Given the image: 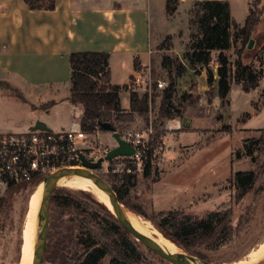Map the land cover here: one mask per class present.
<instances>
[{
    "label": "rangeland",
    "instance_id": "obj_1",
    "mask_svg": "<svg viewBox=\"0 0 264 264\" xmlns=\"http://www.w3.org/2000/svg\"><path fill=\"white\" fill-rule=\"evenodd\" d=\"M250 3L254 17L260 16L259 22L247 41L239 38L224 54L231 70L235 69L238 59L260 70L262 76L257 87L244 92L241 84L232 83L228 97L221 101L216 83L219 64L217 53H213L209 67L203 70L205 76L185 73L177 80V100L173 103L180 114L172 112L168 120L179 117L182 123L189 121L187 127L181 128V133L166 135L167 131L162 129L165 120L158 118L160 96L154 100L150 122L155 119L156 131L148 139L149 148L155 147L150 176L143 177L141 167L130 175L115 174L116 178L111 177L112 173L95 172L114 184V179L129 177L123 187L127 193L122 209L147 223L150 230L154 229L167 241L154 225L160 222L159 214L176 212L200 219L210 212L226 213V222L212 236L182 239L187 249L207 259L203 261L220 264H251V257L264 243V0ZM242 13V10L236 13L238 23L244 21L240 18ZM185 14L174 17V14L152 9L151 43L160 50L154 53L153 64L160 63L162 50L169 52L166 54L172 59L177 58L175 52H179L184 59L190 35L189 14ZM207 70L213 75L210 86L206 83ZM168 72V69L157 68L155 81L166 84ZM170 72L173 74L174 69ZM198 74L199 70L194 73ZM67 89V84L31 88L0 76V133H27L28 123L37 120L52 132L66 129L70 122H80L81 108L68 101ZM121 91L130 92L127 85ZM121 102L128 107L126 95ZM148 126L141 121L120 132L141 131ZM99 140L108 148L115 145L110 132L103 131ZM248 171L255 174V183L240 196L233 177L237 172ZM40 184L16 185L18 191L11 208L0 218V264H19L29 200ZM55 189L69 193L73 206L58 208L51 204L42 264H79L85 253L94 247L108 250L98 263L108 264L119 251L128 249L131 235L121 226H115L89 198L79 193L86 192L97 200L90 192L60 185ZM7 190L0 185V198L5 197ZM164 230L173 232L168 227ZM136 245L140 264H169L140 243ZM191 257L201 260L194 255Z\"/></svg>",
    "mask_w": 264,
    "mask_h": 264
},
{
    "label": "trees",
    "instance_id": "obj_2",
    "mask_svg": "<svg viewBox=\"0 0 264 264\" xmlns=\"http://www.w3.org/2000/svg\"><path fill=\"white\" fill-rule=\"evenodd\" d=\"M30 10H53L55 0H23ZM177 0H166L165 11L171 15L176 11ZM189 20V46L184 52V60L188 68L198 72V68L207 69L211 62L213 53H217V94L221 101H224L230 92L232 83L241 84L244 92H249L257 87L258 80L262 72L254 68L251 64H243L239 59L235 63V69L231 70L228 65L225 52L229 50L240 38L247 41L253 29L260 20V16L254 17L252 5L249 4V13L242 25L237 24L230 16L229 4L221 1H198L194 2L188 11ZM108 54L102 52H74L69 56V92L68 101L79 106L82 111L80 126L85 131H90L100 123H109L115 131L120 132L127 129L130 124L135 123V117L148 126L152 111L154 110V100L160 96L158 108V118L168 120L172 112L180 114L179 108L174 106L177 100V80L186 72L187 68L178 58H171L168 54H162L160 63L152 64V78L155 81L157 68L168 69L169 78L162 89H157L156 84L152 86L151 94H139L134 91L129 92V107L123 110L120 104V87L110 84V72L108 68ZM153 66H155L153 68ZM159 66V67H158ZM174 69L172 74L170 71ZM207 85L213 82V75L207 70ZM154 91L159 92L155 96ZM179 120V117H178ZM151 125L155 126V119L151 120ZM155 128V127H154ZM155 147L149 149L144 156V167L142 176L147 178L151 174L153 162V151ZM111 177L116 176L112 175ZM114 183L107 180V183L116 194L120 205L123 204L129 177L114 179ZM119 186H117L118 183ZM234 185L240 196L245 195L255 183V174L251 171L237 172L233 177ZM38 183V182H34ZM117 183V184H116ZM17 184L7 185L5 197L0 198V218L11 208L13 196L18 191ZM27 185V184H25ZM54 190L50 199L51 204L58 208H69L73 206V199L69 193ZM81 195L89 198L106 216L119 225L110 210L90 196V194L79 191ZM50 211V209H49ZM160 222L154 225L171 243L182 248L188 255H194L201 260H207L199 254L187 249L182 239H190L197 236H212L215 231L227 220L224 212H210L200 219H192L188 216L176 212L159 214ZM116 226V225H115ZM120 226V225H119ZM170 228L173 232L164 230ZM124 230V229H123ZM128 233V232H127ZM129 234V233H128ZM128 242V249L119 251L108 264H140V254L136 244L139 242L131 236ZM96 245V244H95ZM108 254V250L102 247H94L88 250L79 264H98Z\"/></svg>",
    "mask_w": 264,
    "mask_h": 264
},
{
    "label": "crops",
    "instance_id": "obj_3",
    "mask_svg": "<svg viewBox=\"0 0 264 264\" xmlns=\"http://www.w3.org/2000/svg\"><path fill=\"white\" fill-rule=\"evenodd\" d=\"M177 1L174 17L186 16L194 2H227L232 20L242 25L251 0ZM165 4L166 0H55L54 9L46 11L30 10L23 0H0V76L31 88L67 84L68 94L70 54L106 53L110 84L120 87L121 108L127 110L129 93L121 90L137 67L150 63L152 66L151 53L160 52L151 43V13L157 8L166 14ZM240 10L243 23L235 19ZM161 53L169 52L162 50ZM175 55L187 68L186 75H204V68H198L199 74L194 75V70L188 68L180 53L175 52ZM123 95L128 98V107L122 105ZM139 122L141 119L136 116L134 124ZM188 122L181 121L182 128L183 124L187 127ZM28 124L31 127L34 123ZM181 132L180 129L166 132V135Z\"/></svg>",
    "mask_w": 264,
    "mask_h": 264
},
{
    "label": "built area",
    "instance_id": "obj_4",
    "mask_svg": "<svg viewBox=\"0 0 264 264\" xmlns=\"http://www.w3.org/2000/svg\"><path fill=\"white\" fill-rule=\"evenodd\" d=\"M155 58V54L151 53L150 62ZM154 83L157 89L165 86L164 82L153 80L150 63L137 67L127 86L129 91L150 95ZM181 128L180 121L174 119L165 120L163 126L167 132ZM102 132L99 124L92 130L85 131L79 121H74L66 129L57 132L36 130L24 134L0 133V185L7 187L10 183L44 182L48 176L63 169L86 170L83 160L90 163L102 160L99 169L91 171L93 173L103 171L114 175H130L136 168L141 167L143 170L144 156L150 149L148 139L155 133L151 122L141 131H116L134 149V153L130 156H118L110 161H106L105 157L111 148L99 140Z\"/></svg>",
    "mask_w": 264,
    "mask_h": 264
},
{
    "label": "water",
    "instance_id": "obj_5",
    "mask_svg": "<svg viewBox=\"0 0 264 264\" xmlns=\"http://www.w3.org/2000/svg\"><path fill=\"white\" fill-rule=\"evenodd\" d=\"M252 46V40L249 41L248 48L250 49ZM100 129L102 131L110 132L112 134L113 139L115 140V145L110 149L108 154L105 157L106 161H110L111 159L118 156H130L134 153V149L130 147L123 139L120 138L118 133L115 131L114 127L109 123H100ZM185 127V124H183ZM47 131L50 129L42 122L36 121L30 128L29 131ZM102 160H98L95 163L82 161L83 169H63L55 174L48 176L44 180V187L40 197L39 204V212H38V228L36 231V237L34 242V253L32 264H42L44 250L46 245L48 226H49V208H50V199L52 196L55 187L60 183L61 180L71 177L73 175H79L85 177L92 182H94L107 197L111 210L110 212L115 218V221L131 236H133L142 246H144L147 250L151 251L155 255H157L162 260L168 262L169 264H220L213 262H206L203 260L196 259L189 255L179 256L172 254L166 250H164L160 245H158L155 241L145 236L138 230H136L133 226L126 223L122 215V207L117 200L116 194L113 192L110 185L107 183L99 175L91 172L99 169ZM223 264V263H221ZM256 264H264V260L257 262Z\"/></svg>",
    "mask_w": 264,
    "mask_h": 264
},
{
    "label": "bare ground",
    "instance_id": "obj_6",
    "mask_svg": "<svg viewBox=\"0 0 264 264\" xmlns=\"http://www.w3.org/2000/svg\"><path fill=\"white\" fill-rule=\"evenodd\" d=\"M41 183V184H40ZM36 194L30 197L29 207L27 211V220L23 228V243L21 246V259L19 264H32L34 253V242L36 237V231L38 228V212L40 197L44 187V182H40ZM60 186L73 187L76 189L90 192L100 203L104 204L109 210H111L110 203L102 190L91 180L79 176L73 175L65 178L58 184ZM122 215L126 223L133 226L136 230L149 237L160 245L164 250L179 256H185V254L175 245L164 239L157 231L150 230L147 223L141 221L134 214L122 209ZM152 226V225H151ZM153 228V227H152ZM264 260V243L259 250L253 254L250 263L256 264L257 262ZM248 264V263H247Z\"/></svg>",
    "mask_w": 264,
    "mask_h": 264
}]
</instances>
